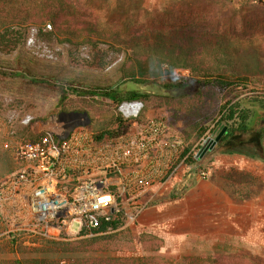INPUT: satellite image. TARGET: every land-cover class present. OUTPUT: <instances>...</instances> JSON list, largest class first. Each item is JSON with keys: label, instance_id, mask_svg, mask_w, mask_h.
I'll list each match as a JSON object with an SVG mask.
<instances>
[{"label": "rangeland", "instance_id": "rangeland-1", "mask_svg": "<svg viewBox=\"0 0 264 264\" xmlns=\"http://www.w3.org/2000/svg\"><path fill=\"white\" fill-rule=\"evenodd\" d=\"M86 11L104 24L126 33L131 25L153 26L184 24L209 26L226 34L237 33L241 40L237 50L244 53V73L249 83L227 95L222 94L225 110L206 126L197 139L188 136L181 121H173L163 106L154 104L144 108L142 117L163 119L172 133L185 141L186 157L182 182L170 181L154 187L139 202L143 211L134 221L125 215L132 211L128 204L117 219L120 224L108 234L119 241L117 257L146 255L141 243L145 235L160 239V247L153 254L175 263L188 253L226 254L246 257L253 264H264V129L259 131V103H264V13L250 7V0H84ZM123 54L106 45L74 46L51 36L49 28L15 30L0 46V70L15 73L12 77L0 74V183L16 170L11 148L25 139L36 136L35 122L57 118L60 112H86L93 117L89 128L113 133L110 124V101L103 97L80 98L71 91L61 104L62 92L51 86L34 83L30 79L58 82L64 78L74 84L93 87H115L117 69ZM29 74L25 77L22 73ZM17 74H21L17 76ZM176 74L187 76L188 70L178 69ZM54 86V87H53ZM143 94L157 101L158 96L179 97L197 91V82L184 89L166 91L152 82L134 83ZM244 101V107L240 100ZM237 104V105H236ZM252 104L254 107H250ZM236 107L233 122L222 121L228 108ZM248 108V109H247ZM248 110L251 118L248 130L233 132L221 138L201 157L195 158L210 139L215 129L223 125L226 130L236 128L242 111ZM115 114V113H114ZM116 117H120L117 114ZM26 117L31 118L24 124ZM90 118V116H89ZM128 127L129 125L126 124ZM222 137V136H221ZM182 155V156H183ZM198 171H204L205 176ZM77 240V239H75ZM34 244H26V242ZM50 241V240H48ZM56 242V241H55ZM46 241L20 235L17 241L0 239V261L21 257L18 249L36 256V249ZM158 243V242H157ZM19 255V256H18ZM61 261L60 264H64Z\"/></svg>", "mask_w": 264, "mask_h": 264}, {"label": "trees", "instance_id": "trees-1", "mask_svg": "<svg viewBox=\"0 0 264 264\" xmlns=\"http://www.w3.org/2000/svg\"><path fill=\"white\" fill-rule=\"evenodd\" d=\"M250 1L254 5L262 6L261 12L264 13L261 0ZM85 9L84 0H0V46L15 30L37 28L41 32L47 27L50 35L63 43L74 46L90 45L93 48L106 45L109 49L122 53L123 59L117 69L118 81L115 87L77 85L66 78L58 82L53 79H30L34 83L46 86L53 84L57 87L62 92L61 104L69 91L80 98L108 99L112 112L110 124H114L118 133L126 130L128 123L116 117L117 105L123 100H142L148 106L154 104L153 102L163 106L170 119L181 121L187 127L186 134H195L197 139L217 114L225 110L227 104L221 105L222 94L227 92L229 95L237 88L242 90L249 83V73H244V53L235 48L241 41L235 32L226 34L204 25L136 24L123 33L114 26H104L98 17L87 13ZM178 69L188 70L189 74H176ZM24 72L25 70L22 73ZM0 74L7 77L16 75L1 70ZM19 75L21 74H17ZM23 75L29 76L26 73ZM148 81L166 91L184 89L194 81L198 88L192 95L158 96L157 101L133 86L123 88L131 83ZM239 104L244 107L242 99ZM236 107L228 108L222 118L225 124L235 120ZM248 107L251 111L250 107L254 106L249 104ZM258 109L264 111L263 102L259 103ZM248 110L241 112L236 128L227 129L221 140L236 130L241 133L248 130V121L251 118ZM88 116L93 120L91 115ZM258 120L257 128L261 131L264 129V115H260ZM222 127L224 126L216 127L215 136ZM105 135L111 133L100 131V136ZM119 220L113 223L114 227L120 224ZM159 242L160 239L147 234L141 240L145 256L117 257L113 253L120 250V243L112 235L46 241L42 247L36 249V256L27 255L18 249L16 253L21 257L0 261V264H60L64 260V264H253L246 257L217 253H188L178 262L172 263L153 254L159 249Z\"/></svg>", "mask_w": 264, "mask_h": 264}, {"label": "built area", "instance_id": "built-area-1", "mask_svg": "<svg viewBox=\"0 0 264 264\" xmlns=\"http://www.w3.org/2000/svg\"><path fill=\"white\" fill-rule=\"evenodd\" d=\"M143 108L140 100L121 101L117 114L129 126L105 136L87 126L60 139L64 121L35 122L36 139L11 148L16 170L0 183V239L17 241L22 234L60 241L108 234L128 204L133 208L125 216L134 221L144 208L139 200L152 188L181 183L185 167L190 169L184 139L163 119H144ZM30 122V117L23 120Z\"/></svg>", "mask_w": 264, "mask_h": 264}, {"label": "water", "instance_id": "water-1", "mask_svg": "<svg viewBox=\"0 0 264 264\" xmlns=\"http://www.w3.org/2000/svg\"><path fill=\"white\" fill-rule=\"evenodd\" d=\"M58 120L65 122V130L63 135L59 137L60 139H65L69 132L77 127H87L89 126L91 120L86 112H60L57 115ZM226 127H222L220 132L216 135L214 139H210L206 146L203 147L201 155H203L208 149L212 148L214 144L221 138L225 133Z\"/></svg>", "mask_w": 264, "mask_h": 264}, {"label": "crops", "instance_id": "crops-1", "mask_svg": "<svg viewBox=\"0 0 264 264\" xmlns=\"http://www.w3.org/2000/svg\"><path fill=\"white\" fill-rule=\"evenodd\" d=\"M252 6H255V8H256V12H258V13H263V12H261L262 6L254 5L253 3H251V4H250V7L252 8ZM259 7H260V8H259Z\"/></svg>", "mask_w": 264, "mask_h": 264}]
</instances>
